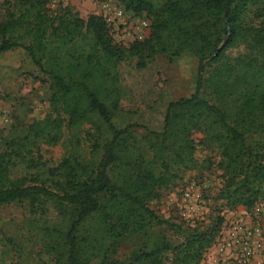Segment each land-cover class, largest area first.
Listing matches in <instances>:
<instances>
[{"label":"trees","instance_id":"obj_1","mask_svg":"<svg viewBox=\"0 0 264 264\" xmlns=\"http://www.w3.org/2000/svg\"><path fill=\"white\" fill-rule=\"evenodd\" d=\"M2 1L0 53H28L46 76L51 111L0 135V205L26 203L45 218L37 239L52 264H200L224 216L200 229L160 217L151 203L187 172L213 167L227 209L264 200V0H116L151 22L149 37L129 45L103 15L53 10L51 0ZM157 56L195 59L196 91L168 104L160 131L140 134L116 122L119 67L135 59L144 69ZM85 126L88 159L75 153L48 165L40 144L57 145L65 130L80 143ZM124 245L132 250L120 258Z\"/></svg>","mask_w":264,"mask_h":264},{"label":"rangeland","instance_id":"obj_2","mask_svg":"<svg viewBox=\"0 0 264 264\" xmlns=\"http://www.w3.org/2000/svg\"><path fill=\"white\" fill-rule=\"evenodd\" d=\"M61 6L71 7L83 18L99 14L111 19V32L115 40L124 45L150 35V20L146 16L125 11L116 0H51V9L56 10ZM120 9L124 10V14L115 19ZM6 11V6L0 0V21L5 18ZM239 52L235 49L231 54L237 55ZM119 71L123 99L116 122L131 123L140 134L147 130L160 131L164 126L168 104L191 96L196 91L198 70L195 59L186 57L170 62L165 56H157L144 69H139L134 59L123 63ZM50 96L46 76L33 64L24 49L0 53V135L6 134L17 121L32 123L44 118L51 111ZM88 126L78 129L80 143H74L75 135L65 130L64 138L57 145L40 144V153L48 165L56 166L75 153L88 159L90 144L85 140ZM202 136L201 133L195 134L197 139ZM206 154L201 150L199 152L201 159ZM23 171L18 168L13 171V176L18 177ZM222 185L221 171L217 167L189 171L176 187L163 191L161 198L151 203L160 217L200 229L213 225L218 214L224 216L222 231L200 264H239L230 258L232 254H229V250L221 246L223 231L228 230L233 221L245 222L264 230V200L251 210L244 207L229 210L223 206L224 201L218 199ZM43 219L32 216L26 203L0 205V264H52L50 257L41 252L37 239L40 232L38 225ZM262 240L259 257L247 264H264V238ZM131 250L130 245H124L120 258L128 257Z\"/></svg>","mask_w":264,"mask_h":264},{"label":"built area","instance_id":"obj_3","mask_svg":"<svg viewBox=\"0 0 264 264\" xmlns=\"http://www.w3.org/2000/svg\"><path fill=\"white\" fill-rule=\"evenodd\" d=\"M123 14L124 10L120 9L116 12L115 19L121 18ZM106 20L109 23L111 19ZM263 238L262 228L241 221H233L229 229L223 231L221 246L229 250V254H232L230 258H234L239 264H247L259 257Z\"/></svg>","mask_w":264,"mask_h":264}]
</instances>
